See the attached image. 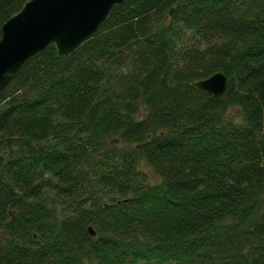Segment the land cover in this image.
<instances>
[{"label":"trees","instance_id":"trees-1","mask_svg":"<svg viewBox=\"0 0 264 264\" xmlns=\"http://www.w3.org/2000/svg\"><path fill=\"white\" fill-rule=\"evenodd\" d=\"M0 264H264V0H124L30 57L0 91Z\"/></svg>","mask_w":264,"mask_h":264},{"label":"water","instance_id":"water-1","mask_svg":"<svg viewBox=\"0 0 264 264\" xmlns=\"http://www.w3.org/2000/svg\"><path fill=\"white\" fill-rule=\"evenodd\" d=\"M124 0H28L2 25L0 91L33 55L54 44L58 54L73 52L106 20L113 6ZM173 9L170 13L172 14ZM196 88L221 97L227 87L222 72L194 82ZM91 236L95 235L88 226Z\"/></svg>","mask_w":264,"mask_h":264},{"label":"rangeland","instance_id":"rangeland-1","mask_svg":"<svg viewBox=\"0 0 264 264\" xmlns=\"http://www.w3.org/2000/svg\"><path fill=\"white\" fill-rule=\"evenodd\" d=\"M172 9L174 10V8H172ZM172 13H173V11H172ZM195 45H196V42H195ZM227 112H228V115L232 119H234V121L236 123H238V121L240 120V116H242L241 115V111L239 109H237V108H231ZM146 172H147L148 177L150 178V180L154 181L155 180V176L153 175L152 171H150L149 169H146Z\"/></svg>","mask_w":264,"mask_h":264}]
</instances>
